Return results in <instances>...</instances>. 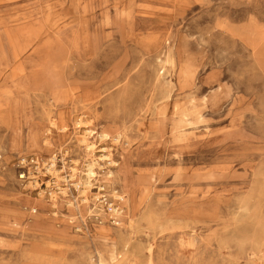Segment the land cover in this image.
<instances>
[{
	"label": "rangeland",
	"instance_id": "374dc122",
	"mask_svg": "<svg viewBox=\"0 0 264 264\" xmlns=\"http://www.w3.org/2000/svg\"><path fill=\"white\" fill-rule=\"evenodd\" d=\"M0 264H264V0H0Z\"/></svg>",
	"mask_w": 264,
	"mask_h": 264
},
{
	"label": "bare ground",
	"instance_id": "6f19581e",
	"mask_svg": "<svg viewBox=\"0 0 264 264\" xmlns=\"http://www.w3.org/2000/svg\"><path fill=\"white\" fill-rule=\"evenodd\" d=\"M8 34H9V32H8ZM8 36H10V35H8ZM9 38V37H8ZM11 41V40H10ZM13 45V44H12ZM13 50H15V49H13ZM14 52V51H13ZM16 53V52H15ZM13 55H14V53H13ZM16 58V57H15ZM17 59H19V58H17ZM12 67V66H11ZM60 90V89H59ZM64 90V89H63ZM55 91V90H54ZM65 92H66V90H65ZM65 94V93H64ZM37 133V135H38V132H36ZM37 135L35 134V133H33L32 134V140L34 141V145H38V141H37ZM110 157H111V155H110ZM122 162V164H123V162H124V158H123V155H122V157H120V161H117V162H114V165L115 164H117V165H119V163H121Z\"/></svg>",
	"mask_w": 264,
	"mask_h": 264
},
{
	"label": "built area",
	"instance_id": "2783aa9c",
	"mask_svg": "<svg viewBox=\"0 0 264 264\" xmlns=\"http://www.w3.org/2000/svg\"><path fill=\"white\" fill-rule=\"evenodd\" d=\"M29 161H30L29 164L38 165V161L35 158H31ZM23 175L24 174L21 173V176H23Z\"/></svg>",
	"mask_w": 264,
	"mask_h": 264
}]
</instances>
